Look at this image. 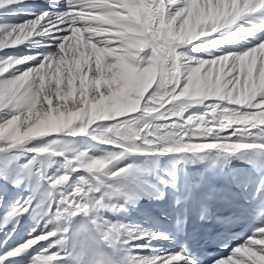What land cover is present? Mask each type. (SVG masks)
<instances>
[{"label":"snow or ice","instance_id":"snow-or-ice-1","mask_svg":"<svg viewBox=\"0 0 264 264\" xmlns=\"http://www.w3.org/2000/svg\"><path fill=\"white\" fill-rule=\"evenodd\" d=\"M14 2L0 0V9ZM258 11L264 12V0H69L63 14L44 12L11 29H0V49L29 41L30 36L51 34L58 42L55 53L0 56V142L7 145L0 150L65 132L91 133L113 147L151 146L165 153L264 147V143L231 142L240 133L264 136V42L241 53L201 59L195 67L187 63L182 67L177 52L181 42ZM36 59L41 62L32 63ZM196 98L207 102L208 111L181 119ZM165 102L170 106L160 111ZM158 118L170 125L166 134L156 135L160 126L153 121ZM31 150L46 156L51 146ZM70 163L72 170L99 173L109 162L82 152ZM50 184L48 199L41 203L51 219L45 230L30 235L17 248L23 251L47 241L36 257L38 264H58L65 258L49 247L72 239L62 222L106 207L87 181L72 186L70 172ZM32 207L33 201L26 198L14 214ZM93 223L101 239L111 245H130L150 235L125 231L123 225L104 228ZM125 260L126 264H178L175 256L137 255ZM217 264H264V228Z\"/></svg>","mask_w":264,"mask_h":264},{"label":"bare ground","instance_id":"bare-ground-1","mask_svg":"<svg viewBox=\"0 0 264 264\" xmlns=\"http://www.w3.org/2000/svg\"><path fill=\"white\" fill-rule=\"evenodd\" d=\"M38 5H45L48 9L43 8L38 12L31 9V6ZM68 8L69 0H17V2L0 9V29H11L38 17L44 12H49L52 15L63 14ZM250 23L264 27V12L245 14L231 25L221 27L214 32H209L207 35H202L187 43L181 42L177 49L178 56L181 58L179 61L181 66L183 67L187 63L195 67L198 66V61L201 59L207 60L222 54L241 53L260 43H252L248 40L250 34L248 33L247 25ZM29 39V41L25 40L21 44L9 45L4 49H0V56L15 58L16 55H21L23 58L26 55H32L34 54L32 53L33 51L27 48L32 47L29 45L30 42H39L43 43L44 46H49L50 53H55L58 49V42L51 34L39 35L34 38L30 36ZM39 54H46V52ZM38 62L41 61L36 59L32 63ZM22 67H25V65H22ZM141 106H143V102ZM169 106L165 102L164 107L159 110L164 111ZM208 108L209 105L205 100L196 98L181 113V119L183 117H198L206 113ZM125 115L129 116L133 115V113H126ZM179 122L173 121V124ZM153 123L160 126L156 135L166 134V129L171 130L168 122L163 119L158 118ZM73 136L82 148L92 147L93 145L94 156L98 153L101 154L100 152L113 156L121 152V147L129 151L125 161L123 160L124 164L127 163V166L120 170L118 175H113L110 179L112 183L113 181L120 182L122 179L120 183L123 184L128 193L127 195L124 193V196L126 195L124 199L120 198L121 201L124 200L121 205L117 207L115 212L103 207L80 215L87 217L91 221L96 232L94 220L104 228L112 225H123L125 231L134 230L136 232L149 233L150 235L142 240H133L130 245H111L102 240L104 249L114 255L132 256L133 258L135 254L146 259L175 256L178 264H191L188 260L175 253L171 239L165 234L160 237L151 235L152 233L160 232H156L150 226L148 217H154L156 214H166L169 202L167 191L170 186L176 183V172L181 164H186L190 169L191 176L197 178L205 163L204 157L206 154L221 148L165 154V152L151 146H138L135 149H127L126 145L113 147L109 143L98 142L97 138L91 133L75 134ZM32 142L31 140L25 145L29 146ZM231 142L261 144L264 143V136H261L258 132L247 135L240 133L239 135H234ZM21 147L25 146L22 145ZM239 151L225 150L228 167L233 175L244 171V167L238 157ZM38 155L41 160V167L37 170L32 168L28 170L21 163L19 164L18 159L14 160L9 152L0 153L3 160H0V165L2 164L3 166L5 164V169L0 171V247L3 248V252L0 255V264L6 258H17L22 264H38L36 257L42 254L41 249L48 243L47 241H42L34 247L17 251L18 246H22L30 235H35L45 230L46 221L51 219L45 211V204L41 203V201L48 199L46 194L51 190L50 181L55 177L49 176L51 172L46 169L43 155ZM196 155L199 157H196ZM70 162L71 160L67 163V170L76 175L77 171L72 170ZM60 171H56V174ZM15 179H19L17 183ZM128 197H130L129 200H127ZM139 197L141 199H138ZM26 198L33 201V207L22 215H15L14 212L18 204ZM113 200L116 202L115 199ZM62 223L67 224L69 222L64 221ZM51 227L52 224H47V228ZM97 234L99 235L98 232ZM68 242L69 240L63 244H56L55 247H49L54 253L59 251L65 254L68 251ZM136 245H142V247H134ZM9 253L13 254L9 255Z\"/></svg>","mask_w":264,"mask_h":264},{"label":"rangeland","instance_id":"rangeland-1","mask_svg":"<svg viewBox=\"0 0 264 264\" xmlns=\"http://www.w3.org/2000/svg\"><path fill=\"white\" fill-rule=\"evenodd\" d=\"M29 45L32 47H27V48L31 49L30 51H33L32 53H34V54L42 53V52L43 53H45V52L50 53L49 46H44L43 43L30 42ZM38 48L40 51L38 50ZM36 50H38V51H36ZM52 53H54V52H52ZM16 57L22 58L21 55H18V56L16 55ZM74 138L75 137L73 136V134L68 133V132L61 133V134H49L46 138L42 137L41 139H39V138L33 139L32 140L33 142L29 146L23 145L25 147H21L22 146L21 145L16 149L0 150V153L2 154V153L9 152V154L12 155L11 157L14 160L18 159L19 164L21 163L22 166L26 167L28 170L31 168L37 170L42 165L41 160L39 158L38 153L32 151L31 149H35V148L43 147V146H51V150L46 156H44V155L42 156L41 154L40 155L44 158L46 169L51 172V174L49 176L52 178L53 177H59L60 175L66 173V172H70L67 170V167H68L67 163L70 160L73 161L74 158L82 152H86L91 158H94V159L95 158H103V159L107 160L109 162L108 167L99 173L90 171L87 168H84V169L77 171L76 175H74L72 172H70V174H71V185L76 186V185H79V184L87 181L90 188H95L98 190V195L101 199H103V202L106 205V208L112 212H115L117 207H119L121 205V203L124 201V200L121 201L120 198L124 199L128 193L126 192L123 184L120 183V182H122V179L120 180V182L113 181V183H112V181H110V179L113 176V173H111V171L112 170L115 171L117 169L122 170L124 167L127 166V163L124 164V161H125L126 156H127L129 151L122 148V147L120 149V147H119L120 151L123 152L122 155L117 156V154H116V155L110 156V155H107L105 153L102 154L103 152H100L101 154L98 153L94 156L93 155V145H92V147L82 148V146L80 144H78ZM6 146H7L6 142H0V149H5ZM168 154H170V153H168ZM171 154H175V152H172ZM0 158H1V156H0ZM0 160L3 161L2 158ZM4 169H5V164L3 166L1 164L0 165V171H3ZM56 171H60V172L56 174ZM119 178H122V177H119ZM18 180L15 179L16 183L18 182ZM123 187H124V189H123ZM124 193H126L125 196H124ZM94 195H96V193H94ZM113 199H115L116 202H114ZM129 199H130V197L127 198V200H129ZM136 251H139V250H136ZM136 256H137V254H135L134 258Z\"/></svg>","mask_w":264,"mask_h":264},{"label":"clouds","instance_id":"clouds-1","mask_svg":"<svg viewBox=\"0 0 264 264\" xmlns=\"http://www.w3.org/2000/svg\"><path fill=\"white\" fill-rule=\"evenodd\" d=\"M70 229V236L76 245L78 264H126L125 256L114 255L102 248V239L87 222L64 225Z\"/></svg>","mask_w":264,"mask_h":264}]
</instances>
